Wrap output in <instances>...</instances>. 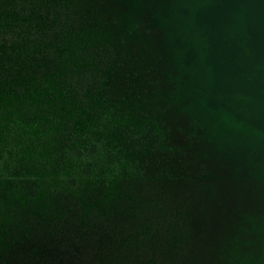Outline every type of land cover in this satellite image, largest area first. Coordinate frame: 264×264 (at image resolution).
Instances as JSON below:
<instances>
[{
  "label": "water",
  "instance_id": "1",
  "mask_svg": "<svg viewBox=\"0 0 264 264\" xmlns=\"http://www.w3.org/2000/svg\"><path fill=\"white\" fill-rule=\"evenodd\" d=\"M36 1L0 12V264H264V0Z\"/></svg>",
  "mask_w": 264,
  "mask_h": 264
},
{
  "label": "flooded vegetation",
  "instance_id": "2",
  "mask_svg": "<svg viewBox=\"0 0 264 264\" xmlns=\"http://www.w3.org/2000/svg\"><path fill=\"white\" fill-rule=\"evenodd\" d=\"M38 1L36 0H14L12 5L9 6H2V8H0V12L3 9H8V10H15L18 14H27L30 10V8H32L33 6L38 5L37 4ZM50 4V3H49ZM51 5V4H50ZM38 6H41V4H39ZM8 7V8H7ZM57 12L60 13L59 15V20H57L55 22V25H53L52 27L49 28V26L47 28L44 29L46 36H51L53 34V32L55 31H59V30H69L71 29L73 26H76L80 19H79V15H81L80 13H72L70 11H66L64 9H59L58 7H53L51 8V12H50V18H54L57 15ZM40 13H43V9L41 7ZM5 19L2 18L1 21H4ZM8 20V19H6ZM17 26L12 27V28H7L5 30L4 33H0V43H12L14 42V40L16 39V32L15 31H21V21H17L16 22ZM26 38V37H25ZM35 36L30 35L28 37V39H32L33 41H28L27 44H32L35 42ZM46 38V37H45ZM96 88H94L95 90ZM96 98V97H95ZM136 134L134 135H130L129 137L125 138V142H123L121 149L123 150V147H125L124 145H131L134 147H139L141 144L145 143L147 141V138L144 137L145 134H137V130H134ZM69 134L68 130H62L59 135L57 136V138L59 140H61L62 142L66 141L65 136ZM101 144L99 141L95 140V137H92V141L89 144H84L81 147L80 152H84L85 154H90V153H94L98 150V148H100ZM7 150H10L8 146H0V174H3L2 170V164L4 162L7 163L8 168L11 167V162L9 161L10 159L7 157ZM154 147L150 148V151H153ZM115 154V153H114ZM113 154V155H114ZM9 161V162H8ZM134 171V169H131ZM138 174H142L143 173V169H137Z\"/></svg>",
  "mask_w": 264,
  "mask_h": 264
}]
</instances>
